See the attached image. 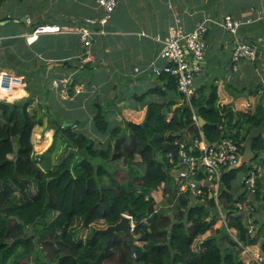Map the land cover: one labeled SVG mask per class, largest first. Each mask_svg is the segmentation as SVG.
Segmentation results:
<instances>
[{
    "label": "trees",
    "instance_id": "trees-1",
    "mask_svg": "<svg viewBox=\"0 0 264 264\" xmlns=\"http://www.w3.org/2000/svg\"><path fill=\"white\" fill-rule=\"evenodd\" d=\"M36 28H30L29 33ZM73 36H39L41 46L37 44L41 51H48L52 39L66 37L71 44L77 38ZM5 39H0V46L13 50L2 52L0 47V65L18 58L15 72L31 77L28 73L35 69L28 66L35 59L24 38L18 45L16 38ZM81 54L78 60H85L86 50L82 48ZM70 62L63 65L77 70L78 65ZM91 65L86 63L84 68L90 70ZM157 79L160 84L154 89L135 96L146 108L139 124L125 121L122 126L111 127L104 107L93 100V128L98 135L107 136L105 147H97L84 133L73 130V124L65 127L66 122L46 111L52 142L45 152L36 155L31 136L42 121L32 107V99L0 101V264H27L28 259L33 264H90L108 239L97 233L99 229L91 228L92 224L114 225L123 216L134 225L137 247L132 250L127 237L116 232L113 253L103 260L104 264H245L239 256V244L255 243L258 233L254 237L247 234L244 213L238 212L236 205H250L255 214L257 202L264 210V174L256 182L254 200L248 201L245 190L235 193L237 169L222 171L217 204L231 234L224 228L214 229L220 216L213 199H195L189 192L177 194L170 170L177 163L179 144L190 146L202 138L209 144L230 138L238 143L242 154L247 134L264 118V92L252 110L222 113L216 105L214 84L208 96L204 87H195V95L186 101L177 91L174 77L162 75ZM74 84V79L68 84L70 95L74 94ZM169 94L182 103L176 107L173 100L165 102ZM198 117L205 121L202 127ZM61 147L57 161L52 162ZM252 152L264 166V135L253 140ZM168 154L174 164L169 163ZM119 163L126 168L123 176L118 175ZM161 187L162 199L156 204L151 192ZM240 187L243 189L242 183ZM75 221L89 229L83 239L75 235ZM208 232L210 235L198 242ZM261 252L264 257V238Z\"/></svg>",
    "mask_w": 264,
    "mask_h": 264
},
{
    "label": "crops",
    "instance_id": "crops-1",
    "mask_svg": "<svg viewBox=\"0 0 264 264\" xmlns=\"http://www.w3.org/2000/svg\"><path fill=\"white\" fill-rule=\"evenodd\" d=\"M115 1L117 6L111 20L104 27L105 34L97 35L93 41L91 53L89 54L92 57L90 61H86L87 58L78 60L82 55V47L76 39H72L70 44L66 37H62L65 40L51 38L53 41L52 48L48 51H41L39 37L32 42H28L25 36L28 35L29 29L34 26L80 27L87 18L101 17L102 11L97 6L96 0H38L39 11H33L24 5L22 11L16 16L8 13L6 15L1 14L0 39L6 38L4 41L7 42L11 38H16L18 40L16 44L18 45L20 40L24 38L25 44L31 49L32 58L35 59L28 66L29 70H35L33 73L28 74L30 76L31 74L36 75L32 79V86L26 89L27 92L30 90L28 94L25 91L27 85L24 76L18 75L15 72L16 69L14 70L18 63L5 61L2 64L5 67L0 65L3 67H0V72L22 79V85L12 88L8 93H0L2 94L0 101L13 102L21 100L25 96H29V98L32 96L40 104L38 107L48 108L47 110L55 119L73 124V128L76 127L88 138L90 136L87 131L92 134L95 133L93 124L92 128L89 126L95 114L93 107V100L95 99L104 107L103 114L111 127L115 125L122 126L125 121L139 124L144 119L146 108L142 107L141 102L135 96L139 97L160 84L158 79L151 73L150 67L152 63L157 66L164 64V61L156 59L161 47L158 41H162L167 36L168 28L178 22L186 31H192L200 24H204L208 28L203 71L196 78L195 87H204L208 96L209 87L214 84L218 97L216 105L222 113L228 111L246 112L247 109H253L257 97L264 92L261 90H264V87H262L264 84V51H261L262 49L258 44L264 38V0ZM11 2V0H0V6L3 5L9 8ZM125 18L128 19L129 25L125 24L126 27H119V21ZM225 18L250 19L251 21L241 27L236 35H232L221 26ZM44 20H52L54 23H41ZM20 24L23 26L20 27ZM9 25L12 27L13 33L3 34V27H9ZM236 41L256 44L259 53L256 62L241 61L235 66L236 71H234V65L230 63V56ZM21 46L22 44L19 51H21ZM0 47L2 52L7 51L10 53L9 50H13L12 48L6 49L4 44ZM14 52L17 55L15 50ZM70 61L73 65H78L77 70H71L63 65L64 62ZM86 63L92 64L90 70L84 68ZM50 64L56 66L48 70ZM42 66L45 67V70L41 71L39 69ZM135 68L140 70L139 74L133 71ZM40 74L41 78L39 77ZM62 78L67 79L68 83H71L73 79L76 80L73 87L81 86L82 89L79 93L73 95L68 92V97L64 99L68 102L66 101L65 106L62 105L61 113H58L53 110L52 106L55 105L58 95L61 97V87L54 88L51 80ZM46 80L47 82L44 84ZM49 80L50 87H47ZM257 87L259 88L258 95L256 94ZM6 98L18 99L8 100ZM154 99L161 100L157 97H154ZM169 99L176 102V107L182 103L173 94H169V98L165 102ZM150 100L151 97L147 98V101ZM41 112L43 113V110ZM41 112H37V117L42 121V125L36 126V130L32 132L31 141L33 146L36 143L38 148L46 149L48 145H51L53 131L48 129L44 131L45 122H43V119L47 121V117L44 114L42 115ZM39 139L41 140L39 141ZM105 139L107 140V138ZM96 140L98 141L94 143L97 147L107 145L106 140L105 143L100 139ZM37 147L35 146V150ZM233 185L236 194L243 191L240 182ZM162 189L161 187L158 190L162 192ZM157 191L151 192V196L154 197L153 195ZM248 196V201L254 200V196ZM161 199L160 195L159 201L156 200L155 203L159 204ZM254 206L256 210L253 218L258 233L255 238L256 242L244 246L251 254L242 252L239 254L241 260L249 264H257L250 261V255H262L261 243L264 238V210L257 202L254 203ZM218 222L219 220L214 229L222 230L223 226ZM226 232L228 233L227 230ZM209 235V232L206 233L201 237V240ZM260 264H264V261Z\"/></svg>",
    "mask_w": 264,
    "mask_h": 264
},
{
    "label": "built area",
    "instance_id": "built-area-1",
    "mask_svg": "<svg viewBox=\"0 0 264 264\" xmlns=\"http://www.w3.org/2000/svg\"><path fill=\"white\" fill-rule=\"evenodd\" d=\"M96 4L102 11L101 17L87 18L80 27L38 26L25 37H27L28 42H32L42 35H74L83 43L86 54L89 56L93 37L105 34L104 27L111 20L117 6L115 0H96ZM250 21V19L225 18L221 26L230 34L236 35L238 30L249 24ZM95 26H98L99 29L95 30L93 28ZM207 29V26L200 24L192 31H186L182 25L176 22L175 25L168 28L167 36L162 41L157 40L161 47L156 59L164 61V64L157 66L152 63L150 71L156 78L162 75L174 77L177 83V91L186 101L195 95V80L203 71ZM258 44L262 49L261 51H264V38ZM258 53L259 49L256 44L236 41L230 56V63L234 65L233 70L236 71L235 66L241 61L254 63ZM133 71L136 74L140 73L138 68ZM68 84V80L65 78L52 80L54 88L61 87L60 93L63 99L68 97ZM18 85H22V79L0 72V93H8ZM81 89V86L73 87L74 93H79ZM240 155V146L230 138L221 139L210 144V146H207L203 140H194L190 146L180 143L177 163L170 170L177 194L189 192L195 199L207 196L208 199H213L217 204L222 171H227L235 166ZM167 158L170 164H174L171 154H168ZM263 174L264 166L260 162L249 164L248 172L242 179L243 190L246 191L247 195L255 194L256 182L262 178ZM217 208L220 216L219 222L228 233L234 234L232 230L227 228L225 215L218 204ZM236 208L238 212L244 213L243 221L247 234L254 237L257 228L252 214L253 207L237 203ZM133 229L134 225L131 222L132 232ZM239 248L240 252L251 254L241 244H239ZM250 261L260 264L264 261V257L263 255H250Z\"/></svg>",
    "mask_w": 264,
    "mask_h": 264
},
{
    "label": "rangeland",
    "instance_id": "rangeland-1",
    "mask_svg": "<svg viewBox=\"0 0 264 264\" xmlns=\"http://www.w3.org/2000/svg\"><path fill=\"white\" fill-rule=\"evenodd\" d=\"M12 2L10 3V6H9V8H7V7H5V6H0V15L2 14V15H6V13H8V14H12L13 16H16L19 12H21L22 11V9L24 8V5L26 6V7H28V8H31L33 11H39L40 10V5H38V0H11ZM13 1H14V3H13ZM25 1L27 2L26 4H25ZM20 9V10H19ZM41 23H44V24H52V23H54L52 20H44V21H42ZM122 24H124V25H122ZM125 24L126 25H129V21H128V19L127 18H125L124 20H122V21H119V23H118V25H119V27H126L125 26ZM0 25H2V22H0ZM21 26H23L22 24H20V27ZM3 27V26H2ZM11 26L9 25V27L8 26H6V27H3V30H2V33L3 34H6V33H13L12 32V30H11ZM15 35V34H14ZM73 37H75V36H73ZM76 40H77V38H75ZM25 40V39H24ZM78 43H80V45H81V47L84 49V50H86V48L84 47V45H83V43L79 40V38H78ZM92 47V46H91ZM9 52H11L10 50H9ZM21 55V54H20ZM4 56H5V58L8 60V55L5 53L4 54ZM92 59V57H91V55L90 56H88L87 55V59H86V61H90ZM8 61H10V62H12V63H18V58H11V59H9ZM45 65V64H44ZM1 67V66H0ZM1 69V68H0ZM39 70H45V67L44 66H42V67H40V69ZM11 71V70H10ZM40 71V72H41ZM36 74H31V77H28V76H24L23 78H25L24 79V81H25V83H26V88H25V91H26V89L27 88H29V87H31L32 86V84H33V78H34V76H35ZM39 77L41 78L42 76H41V74L39 75ZM57 77H59V76H57ZM61 77V76H60ZM53 80V79H52ZM52 80H51V82H52ZM49 82V84H47V87H50L49 85H50V80L48 81ZM262 87H264V84L262 85ZM262 91H264L263 89H261ZM260 90V91H261ZM26 93H28L27 91H26ZM28 95V94H27ZM2 96V94H0V98H2L1 97ZM26 98H29V96L27 97V96H25L23 99H21V100H24V99H26ZM31 99H32V107L33 108H35L36 110H37V112H41V110H43V113H42V115L44 114L45 115V113H46V111H48L47 109H45V108H42V109H40L38 106H40V104H38L37 102H36V99H33L32 97H31ZM64 99H62L61 97H59V95H58V99H57V101H56V103H55V105L54 106H52L53 107V110H55V111H57L58 113H61L60 111V109H62L63 107H62V105H64L65 106V104H66V101L67 100H64ZM68 102V101H67ZM247 110H249V109H247ZM43 117H45V116H43ZM43 122H45V126H44V131L45 130H47V128H46V125H47V121H46V119H43ZM89 126L92 128V122L89 124ZM36 130V127L33 129V132ZM73 130H77L78 132H80L76 127H74L73 128ZM87 134H89V136H90V139H92L95 143L98 141V140H96V139H100L103 143H105V138H107V136H102V135H98L96 132L94 133V134H92V133H90V132H88L87 131ZM93 135V136H92ZM42 138V137H41ZM104 138V139H103ZM43 139V138H42ZM38 140V139H37ZM41 139H39V141H40ZM107 141V140H106ZM51 144V143H50ZM35 146L37 147V144L36 143H34V153L36 154V155H39V154H41V153H43V152H45L46 150H47V147L49 148V146L50 145H48L47 147H46V149L44 148V149H41V148H36V150H35ZM60 150H62V147H61V149H59V151L56 153V159L55 158H53L52 157V162H56L57 161V156L61 153V151ZM253 162H259V159H254L251 163H253ZM262 164H263V162L262 161H260ZM118 165V168L120 169L119 170V172H118V175H122L123 176V172H124V170H126V168L123 166V165H121L120 163L119 164H117ZM141 169V168H140ZM248 167L245 165V167H242V168H239V169H237V170H235L236 171V178H235V180L233 181V183L234 184H239V182H240V184L242 183V179L244 178V176L247 174V172H248ZM243 177V178H242ZM160 195H161V197H162V192H161V190H158L153 196L154 197H152L153 199H154V201H159V199H160ZM254 215V214H253ZM219 223V222H218ZM73 226H74V231H75V235L78 237V238H80V239H83L86 235H87V233L89 232V229H84V228H82L81 227V224H80V222L79 221H75L74 222V224H73ZM106 227V225L103 223V222H96V223H94V224H92V227L91 228H94V229H103V228H105ZM220 228H221V226H220ZM210 233V232H209ZM200 240L201 239H199V241L198 242H200ZM197 242V243H198ZM196 243V245H198ZM37 247V246H36ZM27 264H33V262H32V259H28V261L26 262Z\"/></svg>",
    "mask_w": 264,
    "mask_h": 264
},
{
    "label": "water",
    "instance_id": "water-1",
    "mask_svg": "<svg viewBox=\"0 0 264 264\" xmlns=\"http://www.w3.org/2000/svg\"><path fill=\"white\" fill-rule=\"evenodd\" d=\"M53 66H56V65L50 64L48 66V70H50V68H53ZM197 121H198L199 127H202L203 125H205V121L201 117H198ZM69 125H70L69 123L64 124L65 127ZM263 135H264V118L258 127L251 129L250 132L247 134L245 141L242 145L243 153L240 155L238 163L235 166H232L231 168H229L228 170L238 169L244 165L248 166L255 159V155L252 152L253 140ZM203 142L207 146H210V144L207 143V141L204 138H203ZM116 232H122L127 237L128 244L132 250H134L137 247L138 237L133 235L131 231L130 218L127 216H123L121 220L117 222L116 224L109 225L103 229L97 230V233L106 235L108 239L106 241V244L102 252L90 264H104L103 260L113 253L111 246L113 242L115 241Z\"/></svg>",
    "mask_w": 264,
    "mask_h": 264
}]
</instances>
